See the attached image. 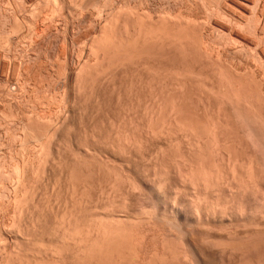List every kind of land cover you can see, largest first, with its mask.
I'll use <instances>...</instances> for the list:
<instances>
[{
    "label": "rangeland",
    "instance_id": "374dc122",
    "mask_svg": "<svg viewBox=\"0 0 264 264\" xmlns=\"http://www.w3.org/2000/svg\"><path fill=\"white\" fill-rule=\"evenodd\" d=\"M35 1L0 0V180L2 182H0V185H2L0 186V264H7V262L9 264H98L94 257L90 255V258L88 257L89 261L81 259L82 262L78 257H75V252L78 250L77 248H79L82 240H85V244L82 241V245L85 246L90 243L89 245L93 246L94 243L91 245V242H94L95 228L97 227L98 230L99 228H106L107 226L105 225V227L104 223L113 226L112 222L123 228L122 230L120 227L119 231L123 232L124 236L126 235L124 239L129 238V234L131 237L133 233L142 232L145 238L147 237L146 241L151 249L163 245L165 241L164 245H167L170 251L172 248L174 249L172 250V253L174 251L173 254L188 253L187 248L190 250L191 247H187L186 240L183 241V237L170 225L161 227L163 225L162 221L154 216L153 207L158 204L164 210L165 204L170 201L168 198L172 193L171 187L172 185L174 186L173 183L176 182L181 171L178 165L181 159L184 157L189 158V160L192 158L197 159L196 157L199 155V152L193 151V149L197 150V147L196 149L194 148L196 146L195 140L194 142L192 140L195 137H190L192 141L189 136L186 137L189 139L185 140L186 138L183 134L185 132L183 131L191 130L195 132V135L206 134V131L208 133L210 130L217 131L219 137L223 136V138L220 137L222 143H227L226 147H229L225 150L226 156L233 154L231 161L239 160L240 163L236 161L239 165L243 162V168H245V162L252 155L251 150L246 147L245 139L242 141L241 138L242 129L244 130L243 127L247 122L255 124V127L260 130L264 128V0H247V5H239L242 0ZM118 19L119 21H117ZM107 20H110L109 23ZM140 20H143L144 24ZM118 22L119 24H117ZM158 25H161V28ZM142 26H145V28ZM135 27L137 31L142 28V30H139L143 33L142 38H144V35L149 37L150 32L153 33L150 34V39L146 37L149 40L148 42L145 38L144 41L142 39L137 44L135 43V39L132 38L133 34H135L134 31H136ZM154 28H157L154 31L155 35L152 30ZM13 29H15V32ZM156 32L159 33L157 34ZM45 33L47 34L45 35ZM129 34L132 36H129ZM159 36L162 39H159ZM185 39L187 42L184 41ZM161 40L163 41L161 42ZM93 41H96L95 43L98 41L97 46L100 44V48H97L98 50L103 47V50L98 51V53H101V57L98 56V58L100 57L98 60L90 56L89 50ZM99 41L102 42L100 43ZM21 48L24 50H21ZM89 59L91 60L90 64L87 61ZM85 61L88 67L86 68L87 71H85L87 73H84L86 76L84 77L83 74L82 79H80V85L75 82L77 79L75 75L77 69H79L77 66L85 63ZM3 62L7 64L6 68H3ZM88 65H94V68L92 66L90 68ZM111 65L113 67H110ZM4 79L5 83L13 82L11 89L16 95L7 96L8 94L4 92ZM2 95H4L3 98H1ZM175 102L177 103L175 104ZM60 110L62 111L60 112ZM64 111L66 113L62 114ZM57 115L59 119H57ZM28 116L30 117L29 119ZM52 119L53 122H51ZM26 121L32 123L31 128L28 127L30 122L27 123ZM168 122L172 124L170 125ZM171 126L173 129H171ZM182 126H185V128ZM162 127L163 130H161ZM188 127L190 129H187ZM27 129L29 130L27 131ZM40 130H45V132ZM37 132H40V134ZM237 134L239 139L236 136ZM51 137L52 139H50ZM202 140L201 142H203ZM188 141L189 143L191 141V144H188ZM21 142L22 144H20ZM203 143L201 145L205 147L206 140ZM194 144V147L191 146ZM21 146H24V149H21ZM244 148L246 151H244ZM209 150L205 149L204 152L206 153H202L205 156L202 155L200 157L204 158V163L202 162V164L207 165L208 169L214 168L216 165L218 167V164L221 165L222 167H215V171L213 169L209 171L221 173L220 177L222 176L223 178H221L225 180V177L228 176L227 173L229 174V170H227L228 168L225 165H229L230 158L225 156L224 150L222 155ZM45 153H49L48 155L53 153L55 160L52 156L50 158L47 155L49 161L46 164ZM191 153L193 154L191 155ZM29 154L32 160L29 158ZM209 154L213 155L210 156ZM243 154L245 155L243 156ZM213 157H215V160L212 159ZM12 159L14 163H12ZM193 159L192 161L196 163L197 161ZM215 162L216 165L212 166ZM16 165L20 168H17ZM219 168L221 171H218L220 170ZM222 168L225 169L223 170ZM159 173H163V176ZM157 177L159 179H161L160 177L164 178L166 184L169 182L167 185L171 184V186L166 187L163 185L162 188L159 187L155 182ZM224 180L220 179V184L224 187L220 185L218 188H221L219 191L222 194V196L219 194L221 196L220 200L227 204L226 190H223V188L226 189ZM23 183L26 185H22ZM131 183L134 185L132 186ZM155 186L159 188L156 189ZM14 187L16 188L14 189ZM183 189L181 190L182 192L180 191V195L189 199L190 190L188 188V190L186 188ZM14 198L16 199L13 200ZM16 200L19 201L17 202ZM20 201H22L21 204ZM30 201L32 204H30ZM141 208L143 213L140 212ZM135 210L138 214L141 213L143 215L139 214L137 216ZM145 210L153 213L149 214ZM111 219L113 221H110ZM92 222H95L96 225L103 222V227L101 224L96 226ZM62 224H65L64 227ZM65 226L68 227L64 231ZM116 227L113 226L111 229L107 227V230L109 232L117 230L116 233H118V228ZM74 228L79 230L77 229L74 233ZM113 228L116 229L113 230ZM125 228L129 230L126 231ZM130 229L134 231L132 232ZM68 230L70 232H68V235L70 234L69 236H71L69 240H72L71 245H69L70 241L65 237L67 236L65 232ZM220 230L222 231L220 232ZM228 230L235 232L234 228L233 230L226 228L215 230L221 237L223 236L221 242L224 244L231 243V239L228 240L227 238ZM242 230L239 229L240 233ZM88 231L92 232L88 235L86 233ZM129 231L131 232L128 233ZM77 234H83L80 240ZM263 234V237L260 236L263 239L261 240L262 243L264 242ZM74 235H76L75 237L78 240H76ZM89 236L91 239H89ZM16 237L17 239H15ZM86 237L89 241L86 240ZM72 238L77 243H80L78 245H76L77 243L73 244L75 241ZM170 238H172V241ZM163 239L165 240L162 241ZM198 239L196 237L194 241L196 240L197 243L201 242V239H199L200 241ZM167 241L168 243H166ZM261 241L258 243L260 244ZM235 242L234 244L241 243V237L235 239ZM262 243L261 246L263 247ZM65 245L66 247L68 245L71 247L68 246L66 248ZM174 245L178 250H176ZM62 247L66 249H62ZM179 248L182 252L179 251ZM90 249L92 250V248ZM60 251L63 252L61 253ZM53 252L56 255H53ZM14 253H18V255L15 254V256ZM73 254L75 255L73 256ZM13 255L14 257H12ZM191 255L192 253L189 256ZM224 257V260H227L225 264H232L231 261L236 262L235 257L230 255H225ZM162 260L160 261L159 259L158 264H163L165 259ZM29 261L33 262L30 263ZM111 262L107 261L105 264H110ZM168 263L170 264L171 262L167 260L165 264ZM111 264H114V261Z\"/></svg>",
    "mask_w": 264,
    "mask_h": 264
},
{
    "label": "bare ground",
    "instance_id": "6f19581e",
    "mask_svg": "<svg viewBox=\"0 0 264 264\" xmlns=\"http://www.w3.org/2000/svg\"><path fill=\"white\" fill-rule=\"evenodd\" d=\"M37 1V0H36ZM35 1V2H36ZM54 1V0H53ZM52 1V2H53ZM84 1V0H83ZM239 1V0H238ZM49 2V1H48ZM78 2V1H77ZM94 2V1H93ZM237 2V1H236ZM246 2H248L247 0H242V1H240L239 2V5H247V3ZM28 3V2H27ZM81 3V2H80ZM86 3V2H85ZM8 4V3H7ZM10 4V3H9ZM15 4V3H14ZM39 4H40V2H39ZM38 4V5H39ZM56 4V3H55ZM59 4V3H58ZM66 4V3H65ZM238 4V3H237ZM75 5V4H74ZM88 5V4H87ZM11 6V5H10ZM20 6V5H19ZM40 6V5H39ZM56 6V5H55ZM58 6V5H57ZM65 6V5H64ZM1 7V6H0ZM41 7V6H40ZM45 7V6H44ZM48 7H49V4H48ZM82 7V6H81ZM241 7V6H240ZM244 7H246V6H244ZM9 8V7H8ZM24 8V7H23ZM43 8V7H42ZM247 8V7H246ZM20 9V8H19ZM60 9V8H59ZM58 9V10H59ZM78 9V8H77ZM16 10V9H15ZM42 10V9H41ZM46 10V9H45ZM62 10H63V7H62ZM99 10V9H98ZM22 11V10H21ZM96 11H97V9H96ZM9 12V11H8ZM41 12V11H40ZM39 12V13H40ZM88 12V11H87ZM93 12V11H92ZM37 13V12H36ZM58 13V12H57ZM63 13V12H62ZM90 13V12H89ZM98 13V12H97ZM43 14V13H42ZM50 14H51V12H50ZM49 14V15H50ZM53 14V13H52ZM91 14V13H90ZM137 14V13H136ZM9 15V14H8ZM24 15V14H23ZM37 15V14H36ZM48 15V16H49ZM56 15V14H55ZM63 15V14H62ZM80 15V14H79ZM128 15V14H127ZM12 16V15H11ZM52 16H54V15H52ZM100 16V15H99ZM39 17H40V15H39ZM39 17H38V19H39ZM95 17V16H94ZM96 17H98V16H96ZM138 17V16H137ZM146 17V16H145ZM18 18V17H17ZM51 18V17H50ZM129 18H130V15H129ZM134 18V17H133ZM142 19H143V17H141ZM37 19V18H36ZM47 19V18H46ZM60 19V18H59ZM63 19V18H62ZM109 19V18H108ZM117 19V18H116ZM115 19V20H116ZM140 19V18H139ZM138 19V20H139ZM146 19V18H145ZM54 20V19H53ZM144 20V19H143ZM143 20H140V22L141 21H143ZM147 20V19H146ZM26 21V20H25ZM38 21V20H37ZM66 21H67V19H66ZM97 21V20H96ZM110 21V20H109ZM109 21L107 20V22L109 23ZM117 21H119V19L117 20ZM29 22V21H28ZM46 22V21H45ZM48 22V21H47ZM52 22H54V21H52ZM57 22V21H56ZM114 22V21H113ZM161 22H163V21H161ZM167 22H168V19H167ZM38 23H39V21H38ZM95 23V22H94ZM112 23V22H111ZM110 23V24H111ZM139 23V22H138ZM152 23V22H151ZM165 23V22H164ZM37 24V23H36ZM43 24V23H42ZM48 24V23H47ZM51 24V23H50ZM79 24V23H78ZM117 24H119V22L117 23ZM136 24H137V20H136ZM143 24H144V21H143ZM167 24V23H166ZM168 24H169V22H168ZM176 24V23H175ZM183 24H185V23H183ZM182 24V25H183ZM28 25V24H27ZM30 25V24H29ZM38 25V24H37ZM45 25V24H44ZM53 25V24H52ZM59 25V24H58ZM107 25V24H106ZM109 25V24H108ZM113 25V24H112ZM124 25V24H123ZM127 25V24H126ZM142 25V24H141ZM173 25V24H172ZM178 25V24H177ZM186 25V24H185ZM78 26V25H77ZM120 26H122V25H120ZM130 26V25H129ZM134 26H135V24H134ZM139 26V25H138ZM159 26V25H158ZM161 26V25H160ZM159 26V27H160ZM164 26V25H163ZM170 26V25H169ZM19 27V26H18ZM21 27V26H20ZM95 27V26H94ZM106 27V26H105ZM108 27V26H107ZM113 27V26H112ZM124 27H126V26H124ZM137 27V26H136ZM136 27L134 28V29H136ZM139 27H141V26H139ZM142 27H144L145 28V26H142ZM153 27H154V25H153ZM167 27H168V25H167ZM174 27V26H173ZM175 27H176V25H175ZM185 27V26H184ZM36 28V27H35ZM64 28V27H63ZM66 28V27H65ZM161 28V27H160ZM181 28V27H180ZM31 29V28H30ZM79 29V28H78ZM82 29V28H81ZM109 29V28H108ZM119 29V28H118ZM126 29V28H125ZM131 29H133V28H131ZM130 29V30H131ZM133 29V30H134ZM147 29H148V27H147ZM150 29V28H149ZM155 29H157V28H154V29H152L153 30V32L155 31ZM163 29V28H162ZM165 29H167V28H165ZM168 29H169V27H168ZM183 29V28H182ZM182 29H181V31H182ZM185 29V28H184ZM15 29H13V31H14ZM24 30V29H23ZM66 30V29H65ZM68 30V29H67ZM80 30V29H79ZM110 30V29H109ZM112 31H113V29H111ZM129 30V29H128ZM128 30H127V32H128ZM139 30H142V28L141 29H139ZM137 31V29H136V31H134L135 32V34H133V36L131 35V34H129V36L131 35L132 36V38L133 39H135V43L137 44V42H140L142 39H143V41L145 40V38L148 36L147 34V36H145L144 35V38H142L143 36H142V34L143 33H141V31ZM30 31V30H29ZM33 31V30H32ZM157 31V30H156ZM162 32H163V30H161ZM165 31V30H164ZM169 31V30H168ZM184 31V30H183ZM15 32V31H14ZM40 32V31H39ZM38 32V33H39ZM99 32H100V30H99ZM103 32V31H102ZM101 32V33H102ZM110 32V31H109ZM124 32H125V30H124ZM126 32V33H127ZM132 32V31H131ZM144 32V31H143ZM146 32V31H145ZM150 32V31H149ZM160 32V31H159ZM158 32V33H159ZM165 32H167V31H165ZM164 32V33H165ZM176 32V31H175ZM174 32V33H175ZM186 32V31H185ZM10 33V32H9ZM29 33V32H28ZM100 33V34H101ZM112 33V32H111ZM157 33V32H156ZM157 33V34H158ZM169 33V32H168ZM180 33V32H179ZM47 33H45V35H46ZM105 34V33H104ZM110 34V33H109ZM108 34V35H109ZM116 34V33H115ZM150 34H153V33H151L150 32ZM150 34H149V37H150ZM160 34H162V33H160ZM170 34V33H169ZM182 34V33H181ZM184 34V33H183ZM3 35V34H2ZM10 35H12V34H10ZM42 35V34H41ZM52 35V34H51ZM117 35V34H116ZM154 35H155V32H154ZM173 35H175V34H173ZM187 35H189V34H187ZM1 36V35H0ZM5 36V35H4ZM35 36V35H34ZM39 36V35H38ZM99 36V35H98ZM102 36V35H101ZM107 36V35H106ZM113 36V35H112ZM121 36V35H120ZM127 36H128V34H127ZM162 36V35H161ZM165 36V35H164ZM178 36V35H177ZM181 36V35H180ZM179 36V37H180ZM19 37V36H18ZM27 37V36H26ZM31 37V36H30ZM37 37V36H36ZM41 37V36H40ZM91 37V36H90ZM97 37V36H96ZM111 37V36H110ZM117 37V36H116ZM149 37H147V38H149ZM152 37V36H151ZM169 37L171 38V36L169 35ZM176 37V36H175ZM187 37V36H186ZM189 37H191L190 35H189ZM77 38V37H76ZM108 38V37H107ZM114 38V37H113ZM112 38V39H113ZM131 38V39H132ZM146 38V41L148 42L149 40ZM156 38H158L157 36H156ZM161 37L159 36V39H160ZM163 38H165V37H163ZM167 38V37H166ZM170 38H167V39H170ZM172 38H174V37H172ZM183 38H185L184 36H183ZM39 39V38H38ZM123 39V38H122ZM127 39H129V38H127ZM150 39V38H149ZM162 39V38H161ZM191 39V38H190ZM198 39V38H197ZM33 40V39H32ZM109 40V39H108ZM115 40H116V38H115ZM115 40H112V41H115ZM155 40V39H154ZM164 40V39H163ZM163 40H161V42L163 41ZM196 40V39H195ZM31 41V40H30ZM29 41V42H30ZM104 41H106V40H104ZM158 41V40H157ZM179 41V40H178ZM177 41V42H178ZM184 41H186L187 42V40L185 39ZM184 41H182V42H184ZM189 41V40H188ZM96 41H93V43H92V45H90V56H93L94 58H96L97 60L101 57L100 55H101V53L99 54L98 53V51H100L103 47H101V49H97V48H100V44L97 46V44H98V41H97V43H95ZM100 43L102 42V41H99ZM116 42V41H115ZM122 42V41H121ZM120 42V43H121ZM127 42H129V41H127ZM126 42V43H127ZM147 42H145V43H147ZM152 42V41H151ZM165 42H167V41H165ZM214 42V41H213ZM3 43V42H2ZM8 43H10V41H8ZM7 43V44H8ZM32 43V42H31ZM35 43V42H34ZM110 43V42H109ZM125 43V42H124ZM135 43H132V44H135ZM154 43V42H153ZM170 43V42H169ZM189 43V42H188ZM16 44V43H15ZM29 44V43H28ZM106 44H108L107 42H106ZM114 44H116V43H114ZM122 44V43H121ZM120 44V46H122ZM131 44V43H130ZM148 44V43H147ZM165 44V43H164ZM171 44V43H170ZM9 45V44H8ZM12 45V44H11ZM26 45V44H25ZM33 45V44H32ZM38 45V44H37ZM75 45V44H74ZM110 45V44H109ZM141 46H143L142 44H140ZM139 45V46H140ZM148 45H150V44H148ZM24 46V45H23ZM104 46H105V44H104ZM115 47H116V45H114ZM127 46V45H126ZM128 46H129V43H128ZM144 46H146V45H144ZM167 46V45H166ZM189 46H190V44H189ZM24 47H26V46H24ZM123 47V46H122ZM133 47V46H132ZM159 48H160V46H158ZM162 47V46H161ZM186 47V46H185ZM3 48V47H2ZM27 48V47H26ZM109 48V47H108ZM143 48V47H142ZM165 48V47H164ZM174 48V47H173ZM11 49V48H10ZM31 49V48H30ZM116 49V48H115ZM120 49V48H119ZM127 49H129L128 47H127ZM136 49V48H135ZM139 49V48H138ZM172 49V48H171ZM182 49H183V47H182ZM15 50H17V49H15ZM19 50V49H18ZM21 50H24V49H22L21 48ZM103 50V49H102ZM134 50V49H133ZM143 50V49H142ZM163 50V49H162ZM185 50V49H184ZM71 51V50H70ZM118 52H121V51H119V50H117ZM125 51V50H124ZM136 51V50H135ZM102 52V51H101ZM108 52H110V51H108ZM128 52V51H127ZM142 52V51H141ZM146 52H147V50H146ZM130 53V52H129ZM138 53V52H137ZM109 54V53H108ZM131 54V53H130ZM8 55V54H7ZM11 55V54H10ZM121 55V54H120ZM98 56H100L99 58H98ZM111 56V55H110ZM104 57V56H103ZM91 58V57H90ZM106 58H108V57H106ZM92 59V58H91ZM66 60V59H65ZM95 60V59H94ZM1 61V60H0ZM81 61V60H80ZM87 61H89V64H90V59L89 60H87ZM104 61V60H103ZM92 62H94L93 60H92ZM96 62V61H95ZM75 63V62H74ZM81 63V62H80ZM99 63H101V62H99ZM84 64V65H83ZM83 64H80L79 66H77V68H79V69H77V71H76V75H75V77L77 78H75L76 79V83L78 82L79 84H80V82L79 81H81L80 79H82V76H83V74L85 73V71H87V69L86 68H88L86 65H87V62L85 61V63H83ZM95 64V63H94ZM83 65V66H82ZM97 65V64H96ZM2 66H3V68L5 67H7V64L6 63H2ZM88 66H90V65H88ZM92 66V65H91ZM91 66H90V68H91ZM94 66V65H93ZM92 66V67H93ZM110 67H113L112 65L110 66ZM110 67H108V68H110ZM94 68V67H93ZM86 69V70H85ZM54 70V69H53ZM90 70V69H89ZM96 70V69H95ZM5 71V70H4ZM29 72V71H28ZM94 72V71H93ZM92 72V73H93ZM98 72H100V71H98ZM87 73V72H86ZM85 73V74H86ZM29 74V73H28ZM84 74V77L86 76ZM89 74V73H88ZM95 74V73H94ZM111 74V73H110ZM92 75V74H91ZM1 76V75H0ZM74 76V75H73ZM88 77H90V76H88ZM95 77V76H94ZM92 78H93V76H92ZM99 78V77H98ZM84 79V78H83ZM89 79V78H88ZM95 80V79H94ZM176 80V79H175ZM17 81V80H16ZM16 81H15V83H16ZM91 81V80H90ZM18 82V81H17ZM84 82V81H83ZM92 82V81H91ZM4 83H5V79H4ZM13 82H8V83H5V87H4V89H5V91L4 92H6V94H8L7 96H9V95H11V96H13L14 94L16 95V93L11 89L12 88V86H13V84H12ZM77 83V84H78ZM18 84V83H17ZM182 84V83H181ZM61 85V84H60ZM81 85V84H80ZM83 85V84H82ZM185 85V84H184ZM16 86V85H15ZM19 86V85H18ZM94 86H95V84H94ZM183 86V85H182ZM181 86V87H182ZM80 87V86H79ZM18 88V87H17ZM24 88V87H23ZM91 88V87H90ZM168 88V87H167ZM79 89V88H78ZM82 89V88H81ZM171 89V88H170ZM174 89V88H173ZM181 89V88H180ZM182 89H184V88H182ZM225 89V88H224ZM226 90V89H225ZM24 91V90H23ZM25 92V91H24ZM23 92V93H24ZM94 92V91H93ZM169 93V92H168ZM161 94V93H160ZM23 95V94H22ZM225 95V94H224ZM3 96L4 95H2V97L1 98H3ZM227 96H228V94H227ZM176 97V96H175ZM230 98V97H229ZM6 99V98H5ZM95 99V98H94ZM235 99H236V97H235ZM12 100V99H11ZM22 100V99H21ZM161 100V99H160ZM178 100V99H177ZM180 100V99H179ZM224 100V99H223ZM234 100V99H233ZM237 100H238V97H237ZM241 100V99H240ZM247 100V99H246ZM4 101V100H3ZM89 101V100H88ZM165 101V100H164ZM14 102V101H13ZM19 102V101H18ZM159 102V101H158ZM171 102H172V100H171ZM234 102V101H233ZM64 103V102H63ZM96 103V102H95ZM166 103H168V102H166ZM169 103H170V100H169ZM174 103V102H173ZM177 102H175V104H176ZM236 103V102H235ZM238 103H240L239 101H238ZM84 104V103H83ZM181 104V103H180ZM223 104V103H222ZM247 104V103H246ZM81 105V104H80ZM170 105V104H169ZM237 105V104H236ZM40 106V105H39ZM241 106V105H240ZM251 106V105H250ZM8 107V106H7ZM54 107V106H53ZM179 107V106H178ZM249 107V106H248ZM59 108V107H58ZM164 108V107H163ZM172 108V107H171ZM173 108H175L174 106H173ZM172 108V109H173ZM12 109V108H11ZM168 109V108H167ZM180 109V108H179ZM66 110V109H65ZM166 110V109H165ZM175 110V109H174ZM228 110V109H227ZM238 110V109H237ZM11 111V110H10ZM62 110H60V112H61ZM182 111V110H181ZM248 111V110H247ZM246 111V112H247ZM2 112V111H1ZM153 112V111H152ZM156 112V111H155ZM161 112H162V110H161ZM172 112H173V110H172ZM183 112V111H182ZM237 112V111H236ZM241 112V111H240ZM30 113H32V112H30ZM65 114L66 112L64 111V112H62V114ZM158 113V112H157ZM171 113V112H170ZM177 113V112H176ZM179 113V112H178ZM248 113V112H247ZM56 114V113H55ZM60 114V113H59ZM155 114V113H154ZM165 114V113H164ZM167 114H169V113H167ZM183 114V113H182ZM182 114H180V115H182ZM238 114V113H237ZM5 115V114H4ZM13 115V114H12ZM30 115V114H29ZM68 115V114H67ZM85 115V114H84ZM172 115V114H171ZM178 115V114H177ZM65 116V115H64ZM96 116V115H95ZM159 116H160V114H159ZM176 116V115H175ZM174 116V117H175ZM179 116V115H178ZM6 117V116H5ZM4 117V118H5ZM9 117H10V115H9ZM12 117V116H11ZM39 117V116H38ZM57 117H58V115H57ZM169 117V116H168ZM167 117V118H168ZM183 117V116H182ZM240 117V116H239ZM247 117V116H246ZM253 117V116H252ZM30 117L28 116V119H29ZM52 118V117H51ZM61 118V117H60ZM241 118V117H240ZM243 118H245V117H243ZM250 118V117H249ZM256 118V117H255ZM36 119V118H35ZM57 119H59V117L57 118ZM62 119V118H61ZM93 119V118H92ZM170 119V118H169ZM9 120H12V119H9ZM37 120V119H36ZM50 120V119H49ZM176 120V119H175ZM181 120V119H180ZM236 120V119H235ZM243 120V119H242ZM47 121V120H46ZM58 121V120H57ZM177 121H179V120H177ZM240 121V120H239ZM244 121V120H243ZM27 122V121H26ZM30 122V121H29ZM29 122H27V123H29ZM31 122H32V119H31ZM29 123L30 125L28 126V127H30L31 128V124L32 123ZM40 122V121H39ZM43 122V121H42ZM51 122H53V119H52V121ZM55 122V121H54ZM64 122H66V121H64ZM64 122H63V124H64ZM14 123V122H13ZM44 123V122H43ZM46 123V122H45ZM47 123H49V122H47ZM59 123H61V122H59ZM169 123V122H168ZM168 123H167V125H168ZM181 123V122H180ZM51 124V123H50ZM49 124V125H50ZM57 124V123H56ZM170 124V123H169ZM172 124V123H171ZM170 124V125H171ZM176 125H177V123H175ZM28 125V124H27ZM44 125V124H43ZM48 125V126H49ZM53 125H55V124H53ZM58 125V124H57ZM65 125V124H64ZM178 125H179V123H178ZM182 125H183V123H182ZM9 126V125H8ZM181 126V125H180ZM179 126V127H180ZM243 126H244V124H243ZM243 126H241V127H243ZM27 127V128H28ZM53 127V126H52ZM152 127V126H151ZM177 127V126H176ZM182 127H184L185 128V126H182ZM181 127V128H182ZM236 127V126H235ZM260 127V126H259ZM261 127H262V125H261ZM29 128V129H30ZM42 128V127H41ZM63 128V127H62ZM71 128V127H70ZM244 128V130L242 129V132H243V134H242V141H243V139H245L244 141L247 143V148H249L250 150H251V153H252V155L250 156V158H248V160H247V162H245V168H243L244 167V164H243V162L241 163V165H239V163H240V161L239 160H235V161H231V156L233 155V154H230V155H228V156H226V152H225V150H227V148H229V147H226L227 146V143H222V141L220 140V137H222L223 138V136H220L219 137V135H218V133H217V131H215V130H208L209 132L207 133V131H206V134H199V135H195V132L194 131H191V130H189V131H183L182 129H180V130H182L183 132H185V133H183L184 134V137L186 138V137H188L189 136V138L192 136V137H195V139H192L193 140V142H194V140H195V144H196V146H195V144L194 145H191V146H195L194 148L196 149V147H197V150H194L193 149V151L195 152V151H197V152H199V157L197 156L196 158L197 159H193L192 157V159L193 160H195V161H197L196 163L194 162V161H192V159L191 160H189V158L187 159V158H183V159H181V161H180V163H179V161H178V165H179V167H180V169L179 170H181L180 171V174H179V176H178V178L176 179V182L175 183H173L174 184V186L172 185V193L170 194L171 196H169V198H168V196H166L168 199H170V201L169 202H167L166 204H165V206H164V210H162L161 209V207L158 205V204H155V207H153L154 208V216L159 220H161L162 221V224L163 225H161V227L162 226H164V225H170L171 227H173L180 235H181V237H183V241H185V243H186V245L188 244V246L187 247H191V249L189 250L188 248H187V251H189L188 253H189V255H190V253H192V255L191 256H189V255H187L188 253H185L184 252V254H182V253H180L181 255H179V254H177L176 252V254H173L174 253V251H173V253H172V250H174L172 247V250L170 251V249H168V247H167V245L165 246L164 244V240L166 239L165 237V239H163L162 241H164L163 242V245H159V247H155L154 249H151L150 248V246H148V244H147V241H146V238H145V236H144V233H142V232H140V233H137V234H135V233H131L132 234V236L130 237V234L128 235L129 236V238H127V239H124V238H126V235L124 236V234H123V232L121 233L120 231H119V228L121 227L119 224V226H117V224H114L113 222H112V225L114 226V227H116V228H118V233H116L117 232V230H115V231H110L109 232V230H107V227H109L110 229H111V227H113V226H111V225H109V224H103V222H101L100 224H101V226L103 227V225L106 227V228H99V230L97 229V227L95 228V230H96V235L95 234H91V235H95V236H93L94 237V242H91V245L93 244V246H90L88 243H87V241H86V245L84 246V245H82V241H84V244H85V240H82V241H80L81 242V244L80 245H82L81 247H83V248H81L80 247V245H79V248H77L78 250L75 252L76 253V256L75 257H78L80 260L81 259H83V260H85V261H89L90 259V257H89V255L90 256H92V257H94V259H95V261H97V263L98 264H105V262H111V263H113V261H114V264H154V263H157L158 264V262H159V259H160V261L163 259H165L166 261L168 260V262H171L170 264H225V261H227V260H224L225 259V255L226 256H228V255H230L231 257H235L236 258V262L235 261H231V263L232 264H264V246L262 247L261 246V243H262V241L261 240H263L262 239V234L264 233V128L263 129H259L258 127H255V124H253V123H250V122H247V124L245 123V126L243 127ZM29 129H27V131L29 130ZM49 129V128H48ZM152 129V128H151ZM150 129V130H151ZM155 129H156V127H155ZM171 129H173L172 128V126H171ZM187 129H190L189 127L187 128ZM217 129V128H216ZM259 129V130H258ZM32 130V129H31ZM59 130V129H58ZM93 130V129H92ZM161 130H163V127H162V129ZM177 130H179V129H177ZM238 130V129H237ZM34 131H35V129H34ZM41 131V130H40ZM42 131H44L45 132V130H42ZM41 131V132H42ZM49 131V130H48ZM152 131V130H151ZM174 131V130H173ZM181 131V132H182ZM24 132V131H23ZM32 132V131H31ZM56 132V131H55ZM157 132V131H156ZM155 132V133H156ZM164 132V131H163ZM180 132V133H181ZM204 132V131H203ZM233 132V131H232ZM29 133V132H28ZM34 133V132H33ZM38 133V132H37ZM170 133V132H169ZM174 133V132H173ZM179 133V132H178ZM177 133V134H178ZM219 133H220V131H219ZM25 134H27V133H25ZM36 134V133H35ZM38 134H40V132L38 133ZM43 134V133H42ZM154 134V133H153ZM152 134V135H153ZM161 134H163L162 132H161ZM160 134V135H161ZM182 134V133H181ZM182 134V135H183ZM221 134V133H220ZM238 134H239V132H238ZM238 134L236 135L237 137H238ZM22 135V134H21ZM34 135V134H33ZM45 135V134H44ZM164 135V134H163ZM168 135V134H167ZM166 135V136H167ZM176 135V134H175ZM185 135H187V136H185ZM25 136V135H24ZM28 136V135H27ZM31 136V135H30ZM35 136V135H34ZM36 136H37V134H36ZM56 136V135H55ZM154 136H155V134H154ZM162 136V135H161ZM165 136V137H166ZM173 136V135H172ZM232 136V135H231ZM14 137V136H13ZM183 137V136H182ZM191 137V138H192ZM227 137V136H226ZM229 137H230V135H229ZM233 137V136H232ZM17 138H19L18 136H17ZM27 138V137H26ZM25 138V139H26ZM31 138V137H30ZM29 138V139H30ZM177 138V137H176ZM184 138V139H185ZM188 138V139H189ZM191 138H190V140H191ZM205 139L206 140V145H205V147L204 146H202L201 144L205 141V140H202V139ZM225 138V137H224ZM20 139V138H19ZM25 139H23V140H25ZM29 139H28V141H29ZM50 139H52V137L50 138ZM119 139V138H118ZM187 138L185 139V140H188ZM238 139H239V137H238ZM237 139V140H238ZM34 140V139H33ZM48 140V139H47ZM54 140V139H53ZM191 140V141H192ZM201 140L203 141V142H201ZM21 141V140H20ZM25 141H27V140H25ZM69 141H70V139H69ZM77 141V140H76ZM179 141V140H178ZM191 141H190V143H189V141H188V144H191ZM122 142V141H121ZM226 142H228V141H226ZM234 142V141H233ZM232 142V143H233ZM28 143V142H27ZM37 143V142H36ZM42 143V142H41ZM47 143V142H46ZM51 143V142H50ZM177 143H179V142H177ZM229 143H230V141H229ZM240 144H241V142H239ZM239 143H237V144H239ZM243 143V142H242ZM16 144V143H15ZM20 144H22V142L20 143ZM53 144V143H52ZM193 144V143H192ZM204 144V143H203ZM17 145V144H16ZM42 145V144H41ZM47 145H48V143H47ZM180 145V144H179ZM243 145V146H244ZM62 146V145H61ZM131 146V145H130ZM134 146V145H133ZM233 146V145H232ZM22 148L21 149H24L23 147L24 146H21ZM226 147V148H225ZM26 148V147H25ZM48 148V147H47ZM64 148V147H63ZM166 148V147H165ZM169 148V147H168ZM190 148V147H189ZM239 148V147H238ZM242 149H243V147H241ZM28 149V148H27ZM32 149V148H31ZM30 149V150H31ZM50 149V148H49ZM67 149V148H66ZM89 149V148H88ZM211 150V152H213V153H221V155L223 154L222 152H223V150H224V152H225V156L228 158H230V162H229V165H225V166H227V170H229V174L227 173V177H225V180L224 179H222L221 177H220V174L221 173H219V172H215L214 173V168L215 167H217V165H216V162L218 163V161H216L215 163H213L212 164V166L215 164L216 166L214 167V168H211V169H213L214 171H209V170H211V169H208L204 164H202V162L204 163V158L202 159V158H200V157H202V153H206V152H204V150ZM209 150V151H210ZM237 150V149H236ZM24 151V150H23ZM41 151V150H40ZM188 151H190V150H188ZM193 151H191V152H193ZM244 151H246V149L244 148ZM22 152V151H21ZM35 152V151H34ZM45 152H47V151H45ZM51 152V151H50ZM49 152V153H50ZM90 152V151H89ZM228 152V151H227ZM12 153V152H11ZM42 153V152H41ZM48 153V154H49ZM81 153V152H80ZM190 153V152H189ZM209 153V152H208ZM208 153H207V155H208ZM231 153V152H230ZM38 154V153H37ZM46 154V153H45ZM44 154V155H45ZM48 154H46V156H44L46 159H47V161H45L46 162V164H47V162L49 161L48 159H49V157L51 158V156L53 157V153H51L52 155H48ZM193 153H191V155H192ZM229 154V153H228ZM250 154V153H249ZM10 155V154H9ZM19 155V154H18ZM47 155L49 156L48 158H47ZM64 155V154H63ZM185 155H186V153H185ZM184 155V156H185ZM206 155V156H207ZM210 155V154H209ZM213 155V154H212ZM212 155H210V156H212ZM215 155V154H214ZM245 154H243V156H244ZM21 156V155H20ZM24 156V155H23ZM28 156V155H27ZM76 156V155H75ZM190 156V155H189ZM204 156V155H203ZM217 156V155H216ZM218 156H220L219 154H218ZM224 156V157H225ZM248 156V157H249ZM4 157V156H3ZM2 157V158H3ZM25 157V156H24ZM23 157V159H25ZM40 157V156H39ZM74 157V156H73ZM81 157V156H80ZM193 157H194V155H193ZM205 157V156H204ZM234 157V156H233ZM233 157H232V159H233ZM237 157V156H236ZM235 157V158H236ZM22 158V157H21ZM20 158V159H21ZM29 158H30V154H29ZM29 158H28V160H29ZM44 158V159H45ZM55 157H53V159H54ZM63 158V157H62ZM199 158V159H198ZM209 158V157H208ZM217 158V157H216ZM219 158V157H218ZM223 158V157H222ZM244 158V157H243ZM11 159V158H10ZM31 159V158H30ZM45 159V160H46ZM65 159V158H64ZM91 159V158H90ZM179 159V158H178ZM211 159V158H210ZM212 159H214L215 160V157H213ZM241 159V158H240ZM245 159V158H244ZM22 160V159H21ZM27 160V161H28ZM32 160V159H31ZM55 160V159H54ZM78 160V159H77ZM87 160V159H86ZM208 160V159H207ZM206 160V161H207ZM223 160V159H222ZM19 161V160H18ZM26 161V160H25ZM24 161V162H25ZM83 161V160H82ZM205 161V162H206ZM213 161V160H212ZM211 161V162H212ZM221 161V160H220ZM224 161V160H223ZM236 161H239V163L238 162H236ZM245 161V160H244ZM10 162H11V160H10ZM29 162V161H28ZM27 162V163H28ZM43 162V161H42ZM177 162V161H176ZM225 162V161H224ZM227 162V161H226ZM5 163V162H4ZM12 163H14L13 162V159H12ZM19 163V162H18ZM27 163H24V164H27ZM30 164V163H29ZM33 164V163H32ZM66 164V163H65ZM221 164V163H220ZM226 164H228V163H226ZM243 164V165H242ZM2 165V164H1ZM11 165V164H10ZM9 165V166H10ZM159 165V164H158ZM161 165V164H160ZM177 165V164H176ZM210 165H211V163H210ZM27 166V165H26ZM25 166V167H26ZM44 166V165H43ZM65 166V165H64ZM71 166V165H70ZM221 165H219L218 164V167H220ZM243 166V167H242ZM16 167H17V165H16ZM19 167V166H18ZM17 167V168H18ZM60 167V166H59ZM155 167V166H154ZM162 167V166H161ZM160 167V168H161ZM217 167V168H218ZM222 167V166H221ZM5 168V167H4ZM20 168V167H19ZM163 168V167H162ZM161 168V169H162ZM242 168V169H241ZM2 169V168H1ZM13 169V168H12ZM157 169H158V167H157ZM164 169V168H163ZM220 169V168H219ZM223 170L225 169V168H222ZM19 170V169H18ZM74 170V169H73ZM73 170H72V172H73ZM165 170V169H164ZM216 170H218V169H216ZM222 170V172H224ZM7 171V170H6ZM167 171V170H166ZM218 171H221V169L220 170H218ZM18 172V171H17ZM156 172H157V170H156ZM162 172V171H161ZM227 172V171H226ZM7 173V172H6ZM25 173V172H24ZM28 173V172H27ZM38 173V172H37ZM41 173V172H40ZM39 173V174H40ZM43 173V172H42ZM168 173V172H167ZM1 174V173H0ZM15 174V173H14ZM13 174V175H14ZM17 174V173H16ZM36 174V173H35ZM74 174V173H73ZM160 174V173H159ZM165 174V173H164ZM30 175V174H29ZM154 175V174H153ZM157 175V174H156ZM156 175H155V177H156ZM161 176H163V173L162 174H160ZM167 175V174H166ZM222 175H224L223 173H222ZM6 176V175H5ZM18 176V175H17ZM20 176V175H19ZM28 176V175H27ZM54 176V175H53ZM158 176V175H157ZM170 176V175H169ZM225 176V175H224ZM11 177V176H10ZM13 177V176H12ZM21 177V176H20ZM20 177H19V180H20ZM25 177V176H24ZM72 177H74L73 175H72ZM177 177V176H176ZM8 178V177H7ZM16 178V177H15ZM22 178V177H21ZM41 178V177H40ZM77 178V177H76ZM152 178V177H151ZM158 178V177H157ZM156 178V180L157 181H155L156 182V184L159 186V187H163V185H165L166 187L168 186H171V184H169V185H167L166 184V180H164V178H162V177H160L161 179H157ZM11 179V178H10ZM25 179V178H24ZM155 179V178H154ZM153 179V180H154ZM169 179V178H168ZM167 179V180H168ZM220 179L221 180H224L225 181V186H226V189H224L223 188V190L225 191L226 190V200H228V202H227V204L226 203H224L223 201H221L220 199H221V196H222V194H220V189L218 188V186L220 187ZM3 180V179H2ZM18 180V181H19ZM26 180V179H25ZM57 180V179H56ZM59 180V179H58ZM62 180V179H61ZM73 180V179H72ZM75 180H77V179H75ZM170 180V179H169ZM70 181V180H69ZM223 181V182H224ZM0 182H1V180H0ZM10 182V181H9ZM133 182V181H132ZM154 182V181H153ZM154 182V183H155ZM2 183V182H1ZM14 183V182H13ZM18 183V182H17ZM20 183V182H19ZM27 184H28V182H27ZM61 184V183H60ZM132 184V186L134 185L133 183H131ZM155 184V185H156ZM5 185V184H4ZM22 185H26V184H22ZM69 185H70V183H69ZM138 185V184H137ZM136 185V186H137ZM0 186H2V185H0ZM20 186H21V183H20ZM56 186V185H55ZM130 186V185H129ZM221 186H223V185H221ZM11 187V186H10ZM24 187V186H23ZM30 187V186H29ZM137 187H139V186H137ZM156 187V186H155ZM159 187H156V189L157 188H159ZM224 187V186H223ZM16 187H14V189H15ZM127 188V187H126ZM132 188V187H131ZM175 188V189H174ZM183 188H188L189 190H190V192L191 193H189L190 194V198H189V196H188V198L189 199H186V198H184L183 196H181L180 195V191L181 190H184ZM7 189V188H6ZM24 189V188H23ZM133 189H134V187H133ZM132 189V190H133ZM135 189H137V188H135ZM139 189V188H138ZM174 189V190H173ZM187 189V190H188ZM29 190V189H28ZM54 190V189H53ZM73 190V189H72ZM131 190V189H130ZM144 190V189H143ZM163 190V189H162ZM169 190V189H168ZM1 191V190H0ZM4 191V190H3ZM19 191V190H18ZM128 191V190H127ZM134 191V190H133ZM132 191V192H133ZM142 191V190H141ZM148 191V190H147ZM20 192H22V191H20ZM26 192V191H25ZM65 192V191H64ZM135 193H136V191H134ZM137 192H138V190H137ZM162 192V191H161ZM182 192V191H181ZM188 192V191H187ZM222 192V191H221ZM1 193V192H0ZM15 193H17L16 191H15ZM135 193H134V195H135ZM139 193V192H138ZM150 193H152V192H150ZM149 193V194H150ZM169 193V192H168ZM185 193V192H184ZM11 194V193H10ZM60 194V193H59ZM131 194V193H130ZM129 194V195H130ZM166 194V193H165ZM221 196H220V195ZM25 195V194H24ZM62 195V194H61ZM148 195V194H147ZM150 195H152V194H150ZM150 195H148V196H150ZM164 195V194H163ZM8 196V195H7ZM15 196H16V194H15ZM32 196V195H31ZM63 196V195H62ZM145 196V195H144ZM13 197H14V195H13ZM19 197V196H18ZM23 197H25V196H23ZM138 197V196H137ZM151 197V196H150ZM224 197V196H223ZM7 198V197H6ZM145 198V197H144ZM165 198V197H164ZM16 198H14L13 200H15ZM19 199V198H18ZM24 199V198H23ZM22 199V200H23ZM26 199V198H25ZM31 199V198H30ZM29 199V200H30ZM143 199V198H142ZM152 199V198H151ZM9 200V199H8ZM11 200V199H10ZM20 200V199H19ZM18 200V201H19ZM28 200V201H29ZM139 200V199H138ZM222 200H224V199H222ZM6 201V200H5ZM17 201V200H16ZM15 201V202H16ZM17 201V202H18ZM24 201V200H23ZM151 201V200H150ZM153 201V200H152ZM9 202V201H8ZM12 202V201H11ZM14 202V201H13ZM21 202L22 201H20V204H21ZM223 202V203H222ZM229 202H231L230 204H228ZM28 203V202H27ZM139 203V202H138ZM2 204V203H1ZM6 204V203H5ZM12 204V203H11ZM15 204V203H14ZM17 204V203H16ZM23 204H24V202H23ZM30 204H32L31 203V201H30ZM29 204V205H30ZM126 204V203H125ZM139 205H141V204H139ZM12 206V205H11ZM31 206V205H30ZM9 207V206H8ZM7 207V208H8ZM123 207H124V204H123ZM122 207V208H123ZM10 208V207H9ZM8 208V209H9ZM19 208H21V207H19ZM28 208V207H27ZM125 208V207H124ZM145 209V208H144ZM152 209V208H151ZM161 209V210H160ZM122 210V209H121ZM125 210V209H124ZM138 210V209H137ZM1 211V210H0ZM16 211V210H15ZM18 211H20V210H18ZM22 211V210H21ZM24 211V210H23ZM75 211V210H74ZM139 211V210H138ZM142 211V208H141V210H140V212ZM145 211H147L148 213H149V211L148 210H145ZM145 211H144V214H145ZM151 211V210H150ZM135 212H137L136 210H135ZM15 213V212H14ZM76 213V212H75ZM129 213V212H128ZM141 213H143V212H141ZM141 213H139V214H141ZM151 213H153L152 211L149 213V214H151ZM16 214V213H15ZM20 214V213H19ZM19 214H18V216H19ZM77 214V213H76ZM80 214V213H79ZM133 214V213H132ZM131 214V215H132ZM138 214V212H137V216L139 215ZM25 215V214H24ZM32 215V214H31ZM130 215V216H131ZM134 215V214H133ZM141 215H143V214H141ZM146 215H147V213H146ZM22 216V215H21ZM28 216V215H27ZM128 216H129V214H128ZM136 216V215H135ZM148 216V215H147ZM153 216V215H152ZM12 217V216H11ZM17 217V216H16ZM20 217V216H19ZM19 217H17V218H19ZM58 217V216H57ZM100 217V216H99ZM140 217V216H139ZM139 217H137V218H139ZM151 217V216H150ZM149 217V218H150ZM25 218V217H24ZM83 218H85V217H83ZM113 218V217H112ZM130 218V217H129ZM136 218V217H135ZM143 218H144V216H143ZM148 218V217H147ZM153 218V217H152ZM20 219V218H19ZM59 219V218H58ZM86 219V218H85ZM92 219V218H91ZM106 219V218H105ZM114 219V218H113ZM128 219V218H127ZM16 220H18V219H16ZM29 220H31V219H29ZM79 220H80V218H79ZM100 220V219H99ZM98 220V221H99ZM103 220V219H102ZM131 220V219H130ZM143 220V219H142ZM149 220V219H148ZM14 221V220H13ZM20 221V220H19ZM23 221V220H22ZM94 221V220H93ZM95 221H97V220H95ZM104 221V220H103ZM110 221H113L112 219L110 220ZM109 221V222H110ZM115 221V220H114ZM145 221V220H144ZM151 221H152V219H151ZM70 222H72V221H70ZM147 222H149V221H147ZM15 223H16V221H15ZM20 223H22V222H20ZM61 223V222H60ZM67 223V222H66ZM93 224L95 223V222H92ZM98 223V222H97ZM106 223H107V220H106ZM145 223V222H144ZM157 223V222H156ZM72 224V223H71ZM99 224V223H98ZM96 225V223H95V225L96 226H100V224L99 225ZM103 224V225H102ZM111 224V223H110ZM13 225H17V224H13ZM12 225V226H13ZM22 225V224H21ZM63 225V224H62ZM65 225V224H64ZM64 225H63V227H64ZM92 225V224H91ZM116 225V226H115ZM141 225V224H140ZM148 225H150V224H148ZM61 226V225H60ZM59 226V227H60ZM71 226H73V225H71ZM142 226V225H141ZM155 226V225H154ZM21 227V226H20ZM56 227V226H55ZM62 227V226H61ZM63 227H62V229H63ZM68 227V226H67ZM66 226H65V229H64V231L66 230V228H67ZM70 227V226H69ZM75 227V226H74ZM76 227H79V226H76ZM138 227V226H137ZM14 228V227H13ZM18 228V227H17ZM81 228V227H80ZM92 228V227H91ZM90 228V229H91ZM116 228H113V230L114 229H116ZM122 228V227H121ZM218 228H226V229H232L233 230V228H234V230H235V232H230L229 230V233H228V231H227V233H228V240L229 239H231V243H226V244H224L223 242H221V238L223 237H221L220 236V234H218V233H216L215 232V230L216 229H218ZM21 229V228H20ZM70 229V228H69ZM75 230H73V232L75 233V231H77V229L78 228H74ZM88 230H89V228H87ZM94 229V228H93ZM92 229V230H93ZM134 229V228H133ZM140 229V228H139ZM141 229H142V227H141ZM239 229H243L242 230V232L240 233V231H239ZM30 230V229H29ZM28 230V231H29ZM53 230V229H52ZM55 230H57L56 228H55ZM71 230V231H72ZM79 230V229H78ZM84 230V229H83ZM122 230H123V228H122ZM125 230H126V228H125ZM127 230H129V229H127ZM126 230V231H127ZM132 232L134 231V230H132V229H130ZM168 230V229H167ZM20 231V230H19ZM60 231H62V230H60ZM60 231H58V232H60ZM131 231H129L128 233H130ZM136 231V230H135ZM152 231H154V230H152ZM161 231V230H160ZM222 230H220V232H221ZM18 232V231H17ZM68 232H69V230L68 231H66L65 233H67V234H65V235H67V236H65L66 237V239H68L69 240V237L71 238V236H69L68 235ZM92 231H88V232H86V233H88V235H89V233H91ZM94 232V231H93ZM55 233V232H54ZM62 233V232H61ZM64 233V232H63ZM70 233V232H69ZM78 233V232H77ZM83 233V232H82ZM121 233V234H120ZM155 233V232H154ZM225 234H226V232H224ZM223 233V234H224ZM72 234V233H71ZM84 234V233H83ZM83 234H81V235H83ZM126 234V233H125ZM147 234V233H146ZM161 234V233H160ZM163 234V233H162ZM166 234V233H165ZM178 234V235H179ZM30 235V234H29ZM55 235V234H54ZM78 235V234H77ZM81 235H78L79 236V240H80V237H81ZM123 235V236H122ZM168 235V234H167ZM264 235V234H263ZM31 236V235H30ZM62 236H64L63 234H62ZM76 235H74V237H75ZM87 236V235H86ZM127 236V237H128ZM199 238V239H201V242H199V243H197L196 242V240L194 241V239L196 238ZM260 236H262L261 238H260ZM21 237V236H20ZM32 237V236H31ZM85 237V236H84ZM123 237V238H122ZM178 237V236H177ZM180 237V236H179ZM193 237H195L194 239H193ZM239 237H241V243H237V244H234V242H235V239H237V238H239ZM23 238H24V236H23ZM62 238V237H61ZM76 238V237H75ZM155 238V237H154ZM192 238V239H191ZM226 238V239H227ZM260 240H259V239ZM15 239H17V237L15 238ZM32 239V238H31ZM51 239V238H50ZM60 239V238H59ZM73 239V238H72ZM85 239V238H84ZM89 239H91L90 238V236H89ZM153 239V238H152ZM159 239V238H158ZM171 239V241H172V238H170ZM177 239H179V238H177ZM198 239V240H199ZM224 239V238H223ZM19 240V239H18ZM21 240V239H20ZM62 240H63V238H62ZM67 240V241H68ZM74 240V239H73ZM76 240H78V238H76ZM86 240H88L87 239V237H86ZM126 240V241H125ZM240 240V239H239ZM64 241H65V238H64ZM70 241V240H69ZM69 241H68V244H69ZM75 241V240H74ZM89 241V240H88ZM152 241V240H151ZM161 241V242H162ZM170 241V242H171ZM200 241V240H199ZM223 241V240H222ZM226 241V240H225ZM224 241V242H225ZM234 241V242H233ZM261 241V243L259 244L258 242H260ZM3 242V241H2ZM19 242V241H18ZM46 242V241H45ZM61 242H63V241H61ZM66 242V241H65ZM72 240L70 241V244L69 245H71L72 243ZM79 242V243H80ZM127 242V243H126ZM169 242V243H170ZM228 242H230V241H228ZM233 242V243H232ZM67 243V242H66ZM65 243V244H66ZM74 243H77V241H75V242H73V244ZM79 243H77L76 245H78ZM166 243H168V241L166 242ZM173 243V242H172ZM236 243V242H235ZM37 244V243H36ZM263 245H264V242L262 243ZM20 245V244H19ZM48 245H50V244H48ZM54 245V244H53ZM52 245V246H53ZM68 245V246H69ZM23 246V245H22ZM62 246H63V243H62ZM67 246V247H68ZM73 246V245H72ZM90 246V247H89ZM169 246H171V245H169ZM177 246H179V245H177ZM6 247V246H5ZM18 247V246H17ZM56 247V246H55ZM60 247V246H59ZM65 247H66V245H65ZM66 247V248H67ZM69 247H71V246H69ZM78 247V246H77ZM174 247H175V245H174ZM21 248V247H20ZM66 248H63L62 247V249H66ZM90 248H92V250L90 249ZM94 248V249H93ZM176 248V250H178L177 249V247H175ZM186 248V247H185ZM14 249V248H13ZM16 249V248H15ZM45 249H47V248H45ZM61 249V248H60ZM60 249H58V250H60ZM69 249V248H68ZM74 249H75V247H74ZM89 249V250H88ZM180 249V248H179ZM17 250V249H16ZM51 250V249H50ZM50 250H48V251H50ZM58 250H55V251H58ZM6 251V250H5ZM18 251H19V249H18ZM22 251V250H21ZM47 251V252H48ZM91 253H90V252ZM179 251H181L182 252V250L180 249ZM186 251V252H187ZM191 251V252H190ZM23 252V251H22ZM21 252V253H22ZM27 252V251H26ZM61 252V251H60ZM58 252L60 255H61V253L63 252ZM73 252V251H72ZM19 253H20V251H19ZM54 254L53 255H56L55 254V252H53ZM57 253V254H58ZM90 253V254H89ZM8 254H9V252H8ZM13 254V253H12ZM18 255V253H14V255ZM14 255L12 256V257H14ZM15 255V256H16ZM20 255V254H19ZM75 254H73V256H74ZM184 255H186V256H184ZM10 256V255H9ZM62 256V255H61ZM64 256V255H63ZM6 257H7V254H6ZM19 257V256H18ZM25 257V256H24ZM54 257V256H53ZM56 257V256H55ZM89 257V258H88ZM168 257V258H167ZM230 257V258H231ZM61 258V257H60ZM159 258V259H158ZM230 258H228V259H230ZM13 259V258H12ZM30 259V258H29ZM49 259V258H48ZM66 259V258H65ZM72 259V258H71ZM227 259V258H226ZM233 259V258H232ZM11 260V259H10ZM9 260V261H10ZM15 260V259H14ZM61 260V259H60ZM92 260V259H91ZM111 260V261H110ZM162 260V261H163ZM163 261L164 263L163 264H165V262L166 261ZM231 260V259H230ZM36 261V260H35ZM34 261V262H35ZM45 261V260H44ZM77 261H79V260H77ZM82 261V260H81ZM94 261V260H93ZM92 261V262H93ZM126 261H128V262H126ZM30 262V261H29ZM33 262V261H32ZM32 262H30V263H32ZM36 262H38V261H36ZM40 262V261H39ZM83 262V261H82ZM230 262V261H229ZM87 263V262H86ZM110 263V264H111ZM161 263V262H160ZM227 263V262H226ZM7 264H9L8 262H7ZM41 264V263H40ZM169 264V263H168ZM230 264V263H229Z\"/></svg>",
    "mask_w": 264,
    "mask_h": 264
}]
</instances>
